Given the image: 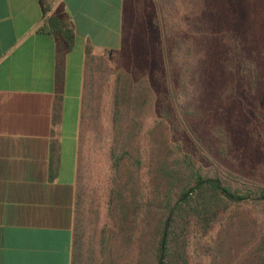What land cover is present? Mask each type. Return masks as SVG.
<instances>
[{
    "label": "trees",
    "instance_id": "trees-1",
    "mask_svg": "<svg viewBox=\"0 0 264 264\" xmlns=\"http://www.w3.org/2000/svg\"><path fill=\"white\" fill-rule=\"evenodd\" d=\"M157 1L170 76L164 94L162 89L156 92L145 69L128 70L129 64L141 67L146 42L137 38L128 59L126 0L122 43L112 51L117 54L115 68L109 64V50L97 55L90 45L85 48L79 139L81 130L90 127L94 143H106L111 177L103 206L112 226L100 232L99 259L93 248L83 249L84 231L95 227L102 204L88 194L79 144L71 264H190L191 243L196 257H206L210 264H264V226L249 208L264 217V113L255 107L247 117L250 131L245 136L253 162L240 168L246 178L230 180L199 162L192 151L198 142L208 155L222 158L230 143L227 120L209 109L210 71H221L226 79V89L214 104L222 99L223 106L228 105L222 97L226 92L230 99L245 94L249 106L248 85L258 79L259 67L250 56L252 34L234 22L242 25L244 12L237 10L234 16L235 9H230L225 63L215 65L209 61L211 0H180L184 19L176 0ZM52 2L39 0L42 11ZM42 29L59 34L67 45L73 40L63 14L49 16ZM111 76V123L106 132L97 127L98 94Z\"/></svg>",
    "mask_w": 264,
    "mask_h": 264
},
{
    "label": "crops",
    "instance_id": "crops-1",
    "mask_svg": "<svg viewBox=\"0 0 264 264\" xmlns=\"http://www.w3.org/2000/svg\"><path fill=\"white\" fill-rule=\"evenodd\" d=\"M123 5L0 0V264H71L85 48L119 49Z\"/></svg>",
    "mask_w": 264,
    "mask_h": 264
},
{
    "label": "rangeland",
    "instance_id": "rangeland-1",
    "mask_svg": "<svg viewBox=\"0 0 264 264\" xmlns=\"http://www.w3.org/2000/svg\"><path fill=\"white\" fill-rule=\"evenodd\" d=\"M129 21L126 25V37L124 40V47L127 52V57H132L131 50L135 40L140 38L141 41L146 42L145 48H143L144 57L141 58V67L128 65V70L134 72H143L146 70L145 75L149 82L155 86L156 92L162 89L164 94L166 85L170 82L169 71L166 65V55L163 42V30L160 22V16L158 13V1L157 0H126ZM177 10L182 19H184L183 7L180 5V0H176ZM230 9H235L234 16H237V10H243L244 21L240 27H244L246 32L251 37V60H254L259 69L258 79L253 82L252 86L249 82L248 91V107L245 104L246 95L243 94L239 97L234 96L229 98L228 93L222 94L223 100L225 97L228 105L223 106L222 99L217 104H214V98L220 99V90L226 89L225 77L221 71H210L209 75V109L213 111V114H219L221 119H226L228 123V131L230 132L229 147L223 154L222 158L215 155H208L203 147L194 142L193 154L202 162L203 165L209 167L212 170H218L223 176H227L230 180H236L246 178L247 175L241 174L240 168L248 166L253 159L250 158L248 144L249 140L245 135H248L250 131V122L247 117L252 116L253 109L257 107L256 111L264 113V0H211L209 3V61L215 62V65L219 62L225 63V44L227 35L229 33L230 24ZM155 24V26H154ZM248 40V39H247ZM155 42V44H154ZM138 45V41H136ZM247 42V47H249ZM109 64L112 69L115 68L117 62V54L108 53ZM222 60V61H221ZM211 70L212 64L209 65ZM137 74V73H136ZM111 81L107 82L100 93L98 94V100L100 104L99 108V122L97 127L102 131L108 130L111 123ZM220 84V85H219ZM218 89L215 90L216 86ZM254 85V86H253ZM253 89V91H252ZM252 91V92H251ZM255 92V93H253ZM250 98V99H249ZM158 101V99H157ZM219 107V111L216 112L215 108ZM231 119L228 121V119ZM151 122V120H149ZM92 128H84L81 130V137L79 139V147L82 152V163L86 166V183L88 194L91 195L95 203L100 202L101 209L99 217L96 220L95 227H87L84 231V245L83 249L91 247L95 250V256L98 257V247L100 242V232L103 227H111V221L106 217V209L104 208V200L109 188V181L111 177L110 162L106 156V143L104 147L98 145V142L94 143ZM81 157V153H80ZM230 174V175H228ZM249 207V206H248ZM252 215L256 218L258 225L264 226V217L253 206L249 207ZM84 230V228H83ZM217 228L215 227L210 236H215ZM190 264H210V259L206 257L197 258L195 255L194 245L191 243L189 247ZM95 257V258H96Z\"/></svg>",
    "mask_w": 264,
    "mask_h": 264
},
{
    "label": "water",
    "instance_id": "water-1",
    "mask_svg": "<svg viewBox=\"0 0 264 264\" xmlns=\"http://www.w3.org/2000/svg\"><path fill=\"white\" fill-rule=\"evenodd\" d=\"M110 54V53H109Z\"/></svg>",
    "mask_w": 264,
    "mask_h": 264
}]
</instances>
